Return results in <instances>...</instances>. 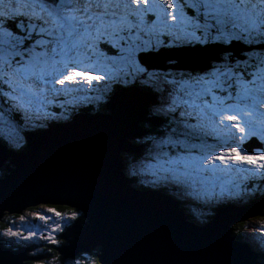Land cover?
Listing matches in <instances>:
<instances>
[{
  "label": "snow or ice",
  "instance_id": "obj_1",
  "mask_svg": "<svg viewBox=\"0 0 264 264\" xmlns=\"http://www.w3.org/2000/svg\"><path fill=\"white\" fill-rule=\"evenodd\" d=\"M241 201L264 208V0H0V264H264V232L206 218Z\"/></svg>",
  "mask_w": 264,
  "mask_h": 264
},
{
  "label": "water",
  "instance_id": "obj_2",
  "mask_svg": "<svg viewBox=\"0 0 264 264\" xmlns=\"http://www.w3.org/2000/svg\"><path fill=\"white\" fill-rule=\"evenodd\" d=\"M23 167V163L21 164ZM44 191L37 187L28 185L25 187L24 194L20 197L14 198L11 203L15 205L29 204L32 199L43 198ZM8 202V201H6ZM256 203L252 202L243 206H230L227 210H219L215 216L209 217L211 219V228L214 231L222 232L224 230L231 231L232 226L243 223L248 219H254L261 216L264 208H260L257 215H248L247 219H240L241 216L248 212L256 211ZM235 221V223H233ZM74 250L87 251L91 249L90 241L87 237L86 230H77L72 234Z\"/></svg>",
  "mask_w": 264,
  "mask_h": 264
},
{
  "label": "rangeland",
  "instance_id": "obj_3",
  "mask_svg": "<svg viewBox=\"0 0 264 264\" xmlns=\"http://www.w3.org/2000/svg\"><path fill=\"white\" fill-rule=\"evenodd\" d=\"M39 210V209H37ZM36 224H39L40 222H33ZM0 226L3 228L4 225L0 224ZM255 230V233L258 235L260 232H264V217H258L255 219H248L247 221L244 222L243 226H242V230H241V234H251L253 233ZM0 231L1 228H0ZM86 258H88L87 256H85V259L82 260L80 262V264H88L90 262V260H87ZM85 261V262H83Z\"/></svg>",
  "mask_w": 264,
  "mask_h": 264
},
{
  "label": "trees",
  "instance_id": "obj_4",
  "mask_svg": "<svg viewBox=\"0 0 264 264\" xmlns=\"http://www.w3.org/2000/svg\"><path fill=\"white\" fill-rule=\"evenodd\" d=\"M240 203H242V202H240ZM259 217H260V216H259ZM261 217H264V210H263L262 213H261ZM0 223L3 224L4 226H7V224H6L5 221H1ZM243 224H244V222L232 226L230 232H233V233H237V232H238V233H241V230H242V226H243ZM0 228L3 230V228H2L1 226H0ZM88 260H90V258H89ZM83 262H85V261H83ZM85 263H86V262H85ZM88 264H91V260H90V262H89Z\"/></svg>",
  "mask_w": 264,
  "mask_h": 264
},
{
  "label": "clouds",
  "instance_id": "obj_5",
  "mask_svg": "<svg viewBox=\"0 0 264 264\" xmlns=\"http://www.w3.org/2000/svg\"><path fill=\"white\" fill-rule=\"evenodd\" d=\"M1 222V221H0ZM1 224V223H0ZM2 230V229H1ZM88 260V258H86Z\"/></svg>",
  "mask_w": 264,
  "mask_h": 264
},
{
  "label": "flooded vegetation",
  "instance_id": "obj_6",
  "mask_svg": "<svg viewBox=\"0 0 264 264\" xmlns=\"http://www.w3.org/2000/svg\"><path fill=\"white\" fill-rule=\"evenodd\" d=\"M89 259V258H88Z\"/></svg>",
  "mask_w": 264,
  "mask_h": 264
}]
</instances>
